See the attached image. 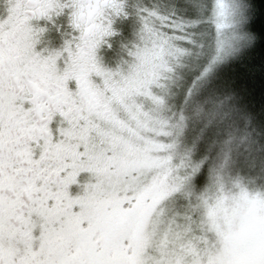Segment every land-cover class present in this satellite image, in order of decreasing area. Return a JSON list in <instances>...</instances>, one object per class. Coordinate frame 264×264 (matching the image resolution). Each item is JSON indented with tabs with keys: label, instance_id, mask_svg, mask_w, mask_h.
<instances>
[{
	"label": "snow or ice",
	"instance_id": "obj_1",
	"mask_svg": "<svg viewBox=\"0 0 264 264\" xmlns=\"http://www.w3.org/2000/svg\"><path fill=\"white\" fill-rule=\"evenodd\" d=\"M129 7L128 0H0V264H264V210L254 208L264 203V146L257 156L243 89L222 75L253 44L248 5L186 0L177 16L137 2V40L110 68L113 25ZM176 43L206 61V139L223 141L221 169L230 168V179L244 170L254 179L243 208L221 219L225 189L205 194L200 210L189 203L163 243L148 247L144 218L179 194L157 191L151 174L174 147L162 117L161 59ZM259 121L264 127V114ZM131 138L146 145L137 162L120 156ZM218 159H208L197 184Z\"/></svg>",
	"mask_w": 264,
	"mask_h": 264
},
{
	"label": "rangeland",
	"instance_id": "obj_2",
	"mask_svg": "<svg viewBox=\"0 0 264 264\" xmlns=\"http://www.w3.org/2000/svg\"><path fill=\"white\" fill-rule=\"evenodd\" d=\"M131 1H135L132 2V6L135 7L136 0H128V3H131ZM123 19L118 23L116 21L113 29L116 31L117 26L119 34L124 33L129 41L134 40L133 43H135L137 40V31H134V26L132 28V22L130 20ZM140 28L141 26L138 31ZM117 38V35L111 37L110 43L112 44ZM180 39L182 37L177 35L176 40L179 41ZM184 56H187L186 50L182 49L179 43H176L172 45V51L166 54V58L161 59V74L166 78L164 83L167 85L168 97L164 104L162 117L165 130L170 134L168 138L171 139L174 147L171 151L170 159L167 162L161 161L154 163L151 174L158 181L156 186L157 191L162 193L178 187L179 194L173 195V198L167 199V202L161 200L154 214L144 218V243L148 247L163 243L168 233L169 225L173 220L183 214L188 208L189 203L198 206L196 210H200L203 207L201 197L205 194L216 195L221 188L225 189L228 203L224 205L221 202V206L217 210L225 214L220 217L221 219L225 218L228 209L243 208L247 203L249 181L254 179V176H250L247 170L236 172L230 179V168L221 169L220 167L223 163L222 151L207 149L203 153V150L195 149V146H192V142L196 139V136H193V134H197V137H204V132L206 131L205 114L208 106L205 104L202 94L207 77L201 76V64L205 61L204 58L202 62L200 58L197 63L186 66L180 63ZM121 58L109 50L106 58L107 66L110 68L117 67ZM123 58H126L125 53ZM197 73H200V78L192 87L187 89V85ZM193 87L194 89L190 96H186L185 92L190 91ZM139 102L147 104L142 98L139 99ZM149 109L151 111L150 106ZM155 115L156 113L153 111V116ZM151 127L158 129L160 122L151 120ZM140 134L144 137L158 138L153 131L147 129H140ZM212 146L215 147V144ZM145 147L146 145L143 140L131 138L130 145L124 147L120 153L121 159L129 162H137L144 156L143 149ZM246 149L247 144L243 145L240 150L247 155ZM153 155L165 156L169 154L153 153ZM217 156L219 159L217 160L216 166L208 169L204 175L203 184H197L196 180L204 171V165L208 159ZM186 176L191 177L187 181V185L184 183V177ZM137 183L138 179H133L127 186L131 187V185ZM254 208L258 211L264 210V203L259 202L257 199Z\"/></svg>",
	"mask_w": 264,
	"mask_h": 264
},
{
	"label": "trees",
	"instance_id": "obj_3",
	"mask_svg": "<svg viewBox=\"0 0 264 264\" xmlns=\"http://www.w3.org/2000/svg\"><path fill=\"white\" fill-rule=\"evenodd\" d=\"M132 2L135 1L129 3L131 7L128 9L130 12L126 19L132 22V28L134 26V31L138 33L141 24L139 18L134 14ZM137 2H142L143 5L151 4L158 6L159 9L166 14L171 12H175L177 16L185 14L184 5L186 4V0H136V3ZM196 2L199 3L200 0H196ZM244 2L248 5L250 30L254 36L253 44L239 53L227 67L223 68L222 75L235 79L238 86L243 89L244 103L249 109L251 118V124L248 125L247 130L252 133L253 138L257 141V152L255 154L259 155L258 149L264 146V127L261 126L259 121V116L264 114V31H262L264 30V0H244ZM120 20L121 19H118L117 23ZM115 32L118 38L112 42V49H110V52L116 56L123 57L124 46H130L133 44L134 40L129 41L124 33L119 34L117 26ZM186 52L187 56H184L180 62L182 65L188 66L199 61V59L193 58L187 50ZM203 60L204 59L201 58V62ZM205 62L206 61H203L202 64ZM199 78L200 73H197L196 76L192 77L186 88L192 87ZM193 89L194 87L190 91H186V96H190ZM205 122L206 131L204 132V137H197V134H193V136H196V139L192 142V146H195V149L203 150V153L207 149L222 151L223 141H218L215 138L212 140L206 139L211 125L208 124L206 118ZM225 139H227V137H225ZM212 143L215 144V147L212 146L214 145Z\"/></svg>",
	"mask_w": 264,
	"mask_h": 264
}]
</instances>
